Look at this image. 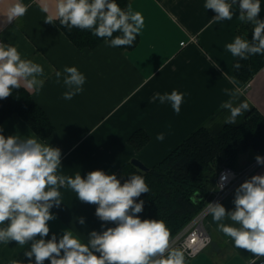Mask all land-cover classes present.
<instances>
[{
    "label": "crops",
    "instance_id": "0c3cea01",
    "mask_svg": "<svg viewBox=\"0 0 264 264\" xmlns=\"http://www.w3.org/2000/svg\"><path fill=\"white\" fill-rule=\"evenodd\" d=\"M129 1L133 11L142 14L144 27L138 44L131 50H122L109 47L104 41L94 48H78L57 20L52 24L45 21L47 15L55 16L57 0H21L28 6L27 12L11 21L7 12L15 0H0V42L16 47L22 59L42 65L44 75L39 77L42 86L38 90L21 86L45 112L54 130L42 139L17 113L6 118L0 128L6 137L35 136L59 148V175L86 177L90 171L103 170L116 174L123 183L120 170L132 158L152 168L200 127L217 135L226 126L243 124L252 112L264 117V68L243 83L234 73L237 57L225 49L226 44L234 41L242 23L238 4L233 6L232 20L216 23L211 22L215 13L203 7L206 0ZM45 7L47 13L42 10ZM258 18L264 20V0ZM65 66L77 67L86 77L83 92L70 101L62 98L66 91L62 78L60 84L56 83V72H62ZM174 89L184 94L179 115L170 104L154 99ZM225 89L234 92L235 99ZM230 99L234 106L244 101L249 105V110L237 117L234 125L224 123L230 113L221 107ZM139 131L145 132L150 140L136 149L130 138ZM160 133L164 134L163 141L156 139ZM257 155L264 156L252 150L241 153L232 168L244 169ZM256 174H264V165H259L252 176ZM60 192L63 202L59 208L51 209L56 219L48 222L50 232L46 240L53 234L59 239L64 230H72L87 243L91 231L115 226L100 221L95 215L97 206L79 201L70 188L63 187ZM234 194L235 191L222 203L226 210L234 209ZM81 217L85 220L83 225L79 223ZM207 230L211 244L190 264L264 261L236 248L229 237L218 231L211 215ZM29 248L30 244L20 246L15 241L0 243V264H10L12 260L28 264L24 253Z\"/></svg>",
    "mask_w": 264,
    "mask_h": 264
},
{
    "label": "clouds",
    "instance_id": "9594fccd",
    "mask_svg": "<svg viewBox=\"0 0 264 264\" xmlns=\"http://www.w3.org/2000/svg\"><path fill=\"white\" fill-rule=\"evenodd\" d=\"M238 4L240 21L251 24V41L237 35L225 45L233 57L248 59L264 55V20L259 19L261 0H206L203 7L211 9L215 16L211 22L232 20L233 6ZM28 6L15 0L7 12L9 21L26 14ZM45 13L48 8L42 9ZM59 20L62 27L71 30H88L102 39L109 47H130L144 27V18L127 4L122 9L116 0H57L55 16L47 15L45 21L52 24ZM119 32L120 35L113 36ZM219 67V65H216ZM239 67V65H237ZM42 65L22 59L16 47L0 42V100L12 95L22 84L28 89L42 86ZM56 83L66 88L62 98L72 100L83 92L86 77L75 66H65L56 72ZM231 83H237L231 80ZM225 93L235 99L228 89ZM154 99L170 104L179 115L184 94L173 90L170 94H158ZM221 107L229 111L224 123L234 125L237 117L249 110L246 101L233 105L230 99ZM164 140V134L156 136ZM258 165H264V157H255ZM61 167V150L41 142L35 136L3 134L0 128V243L15 241L20 246L30 244L24 255L28 264H186L185 254L170 245V230L163 220L141 219L144 201L138 198L150 189L141 175H130L121 183L116 174L94 170L86 177L74 178L58 174ZM229 182V174H221L216 185L222 191ZM68 187L76 198L96 205L95 215L105 224H113L103 231H91L87 243L64 230L57 239H51L49 221L56 219L51 212L62 201L60 189ZM234 209L229 211L219 202H209L207 212L217 224L218 231L229 237L234 246L246 250L256 259L264 258V174H256L242 182L234 194ZM230 221L231 223H226ZM83 225L85 220L79 218ZM103 226V225H102ZM39 237V238H37ZM10 264H21L12 260ZM252 264H256L253 260Z\"/></svg>",
    "mask_w": 264,
    "mask_h": 264
},
{
    "label": "trees",
    "instance_id": "16d2710c",
    "mask_svg": "<svg viewBox=\"0 0 264 264\" xmlns=\"http://www.w3.org/2000/svg\"><path fill=\"white\" fill-rule=\"evenodd\" d=\"M122 9L129 0H116ZM58 26L80 49L94 48L103 42L91 35L90 31L73 28L68 30ZM252 25L242 22L237 35L251 41ZM120 35L119 32L113 36ZM139 42V35L130 47ZM239 65V67H237ZM262 68L264 55L236 58L234 73L243 83H248ZM13 113L22 119L42 138L46 139L54 127L45 112L35 103L31 94L22 86L14 89L12 95L0 100V124ZM150 137L142 131L136 132L130 143L141 149ZM249 150L264 154V117L252 112L239 126H226L219 134L212 135L205 127H200L148 172L141 171L131 162L123 166L120 175L127 180L130 175H141L150 189L139 200L144 201V210L138 214L141 219L163 220L170 230V239L181 231L208 201V193L215 186L223 163L233 167L241 153ZM51 239V238H49Z\"/></svg>",
    "mask_w": 264,
    "mask_h": 264
},
{
    "label": "built area",
    "instance_id": "2783aa9c",
    "mask_svg": "<svg viewBox=\"0 0 264 264\" xmlns=\"http://www.w3.org/2000/svg\"><path fill=\"white\" fill-rule=\"evenodd\" d=\"M181 45H185V42L181 43ZM258 167L259 165L255 160L242 170H236L227 165L220 169L215 183V190L207 203L181 231L170 239V245L173 249H180L184 252L186 264L206 250L211 244V236L207 230V220L210 216L207 212V204L215 201H219L222 204L242 182L252 176ZM224 173L229 174V182L222 191H219L216 185L220 181L221 174ZM260 264H264V261H261Z\"/></svg>",
    "mask_w": 264,
    "mask_h": 264
},
{
    "label": "water",
    "instance_id": "95a60500",
    "mask_svg": "<svg viewBox=\"0 0 264 264\" xmlns=\"http://www.w3.org/2000/svg\"><path fill=\"white\" fill-rule=\"evenodd\" d=\"M131 163L137 167L138 169H140L141 171H144V172H148L150 171V167H148L147 165H145L142 161H140L139 159L137 158H132L131 159ZM187 264H190V263H187Z\"/></svg>",
    "mask_w": 264,
    "mask_h": 264
},
{
    "label": "rangeland",
    "instance_id": "374dc122",
    "mask_svg": "<svg viewBox=\"0 0 264 264\" xmlns=\"http://www.w3.org/2000/svg\"><path fill=\"white\" fill-rule=\"evenodd\" d=\"M225 165V163H223L222 167ZM215 190V186H213V188L209 191L208 193V198L213 194V191ZM193 260V259H192Z\"/></svg>",
    "mask_w": 264,
    "mask_h": 264
}]
</instances>
